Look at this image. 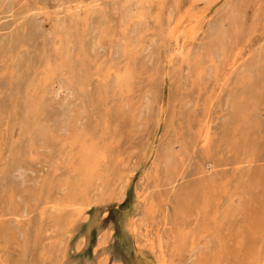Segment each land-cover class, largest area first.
I'll return each instance as SVG.
<instances>
[{
	"label": "rangeland",
	"instance_id": "rangeland-1",
	"mask_svg": "<svg viewBox=\"0 0 264 264\" xmlns=\"http://www.w3.org/2000/svg\"><path fill=\"white\" fill-rule=\"evenodd\" d=\"M0 264H264V0H0Z\"/></svg>",
	"mask_w": 264,
	"mask_h": 264
},
{
	"label": "bare ground",
	"instance_id": "bare-ground-1",
	"mask_svg": "<svg viewBox=\"0 0 264 264\" xmlns=\"http://www.w3.org/2000/svg\"><path fill=\"white\" fill-rule=\"evenodd\" d=\"M130 2H131V1H130ZM179 33H180V32H179ZM179 33H178V34H179ZM175 39H176V43H177V37H175ZM182 42H183V41H182ZM176 43H175V44H176ZM174 48H175V47H174ZM178 50H179V47H178Z\"/></svg>",
	"mask_w": 264,
	"mask_h": 264
}]
</instances>
